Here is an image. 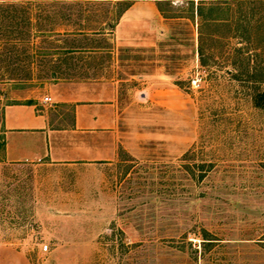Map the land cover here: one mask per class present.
Instances as JSON below:
<instances>
[{"label": "rangeland", "instance_id": "1", "mask_svg": "<svg viewBox=\"0 0 264 264\" xmlns=\"http://www.w3.org/2000/svg\"><path fill=\"white\" fill-rule=\"evenodd\" d=\"M136 1L0 2V264H264V1L203 0L200 21L155 0L160 28L118 40ZM98 78L119 81L114 128L60 135L106 160L2 164L5 105L68 131L49 85Z\"/></svg>", "mask_w": 264, "mask_h": 264}, {"label": "crops", "instance_id": "2", "mask_svg": "<svg viewBox=\"0 0 264 264\" xmlns=\"http://www.w3.org/2000/svg\"><path fill=\"white\" fill-rule=\"evenodd\" d=\"M27 0H0L22 2ZM155 0L132 2L120 16L113 34L127 42L144 40L149 32L160 28ZM126 26V30L122 27ZM152 34V33H151ZM118 80L108 82L98 78L92 81L55 82L49 85L45 96L53 103L71 104L72 128L55 130L38 109L39 99L31 104H9L2 109L1 125L4 136V163L23 167L32 165H77L82 162L106 160L112 148L97 140L91 142L65 140L62 132L88 136L108 133L119 115L117 105ZM43 100V99H42ZM14 140L9 144V137ZM15 240V239H13ZM13 258L18 253L9 251Z\"/></svg>", "mask_w": 264, "mask_h": 264}, {"label": "trees", "instance_id": "3", "mask_svg": "<svg viewBox=\"0 0 264 264\" xmlns=\"http://www.w3.org/2000/svg\"><path fill=\"white\" fill-rule=\"evenodd\" d=\"M259 1H264V0H259ZM199 3H198V6H197V8H196V15H197V17L200 19V21H203L204 20V18H203V15H202V8H203V5H204V2L205 1H203V0H200V1H198ZM22 104H31V102H27V103H22ZM204 232V231H203ZM202 234H204V236H208L207 235V233H202ZM203 236V235H202ZM206 239V238H205Z\"/></svg>", "mask_w": 264, "mask_h": 264}, {"label": "built area", "instance_id": "4", "mask_svg": "<svg viewBox=\"0 0 264 264\" xmlns=\"http://www.w3.org/2000/svg\"><path fill=\"white\" fill-rule=\"evenodd\" d=\"M197 83H198V79L197 78H193V79L190 80V84H191L192 87L197 86ZM43 102H50V100H49V98L44 97L43 98ZM46 249H47L46 245H43L42 246V251H46Z\"/></svg>", "mask_w": 264, "mask_h": 264}]
</instances>
